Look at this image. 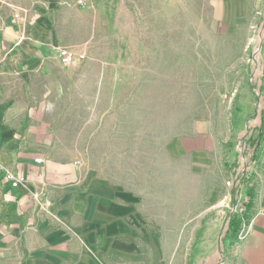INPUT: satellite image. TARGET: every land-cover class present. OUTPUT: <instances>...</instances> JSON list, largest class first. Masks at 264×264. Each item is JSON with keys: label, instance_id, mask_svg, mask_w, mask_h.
Instances as JSON below:
<instances>
[{"label": "rangeland", "instance_id": "obj_1", "mask_svg": "<svg viewBox=\"0 0 264 264\" xmlns=\"http://www.w3.org/2000/svg\"><path fill=\"white\" fill-rule=\"evenodd\" d=\"M6 1L46 12L54 44L86 55L64 67L51 54L45 71L0 77L4 97L48 128L47 157L139 200L153 264H232L235 244L220 240L238 216L224 219L244 138L231 137L233 114L246 86L261 96L264 0H247L248 14L231 24L224 15L240 0ZM10 15L1 9L0 25ZM204 128L218 139L204 160L172 149ZM198 226L219 231L216 259L212 249L197 257Z\"/></svg>", "mask_w": 264, "mask_h": 264}, {"label": "crops", "instance_id": "obj_2", "mask_svg": "<svg viewBox=\"0 0 264 264\" xmlns=\"http://www.w3.org/2000/svg\"><path fill=\"white\" fill-rule=\"evenodd\" d=\"M230 5L232 15L223 13L225 22L248 14L247 0ZM45 13L35 10L38 19L27 27L29 40L23 42L11 15L0 25V77L45 71L50 56L58 60L59 45L51 33L45 34L51 24ZM260 57L264 75V41ZM260 89L258 100L250 86L239 93L231 137L250 135L264 151V132L256 130L264 128V82ZM208 128L197 130L196 138L174 142L172 149L204 160L218 142ZM49 140L46 125L19 109L14 99L4 97L0 83V264H153L150 223L140 213L139 200L106 178L83 175L72 162L50 160ZM38 158L43 162L38 163ZM7 171L25 176L26 182L13 187ZM251 192V219L241 220L244 239L233 241L227 232L220 240L222 245L234 242L232 264H264V183ZM238 218L242 219L241 213ZM219 234L215 226H198L197 257L202 259L203 251L212 249L208 259L217 258Z\"/></svg>", "mask_w": 264, "mask_h": 264}, {"label": "built area", "instance_id": "obj_3", "mask_svg": "<svg viewBox=\"0 0 264 264\" xmlns=\"http://www.w3.org/2000/svg\"><path fill=\"white\" fill-rule=\"evenodd\" d=\"M7 8L11 11L12 21L19 27L20 41L29 40L27 27L38 19V15L30 12L28 9L16 6L6 0H0V13L1 9ZM3 49V44H0ZM56 55L60 64L64 67L73 66L81 63L85 59L84 52H75L70 48H56ZM243 140L239 141L238 152H240L239 164L233 169L231 179L226 181L225 188L228 195V206H232L224 214V219H228L232 214L241 213L243 216V203L247 201L248 193L264 183V151L258 148H251L248 144L252 136L245 135ZM38 163H42L43 159L38 158ZM6 177L13 180V187H18L20 184L26 182V177L22 175H15L12 172H6ZM232 203V205H231ZM238 217V216H237ZM229 222V220H227ZM245 237L244 230L239 232L238 241L243 240Z\"/></svg>", "mask_w": 264, "mask_h": 264}, {"label": "trees", "instance_id": "obj_4", "mask_svg": "<svg viewBox=\"0 0 264 264\" xmlns=\"http://www.w3.org/2000/svg\"><path fill=\"white\" fill-rule=\"evenodd\" d=\"M252 191V190H251ZM249 192V200L243 203V211L245 212L244 215L246 216L247 221H249L251 219V214L249 213L251 211V209L253 208V201L251 197H253V192ZM230 233L231 236H234L237 238L239 232L241 231L242 228V221L236 216L234 217V219L232 220V222L230 223ZM228 235V234H227Z\"/></svg>", "mask_w": 264, "mask_h": 264}]
</instances>
